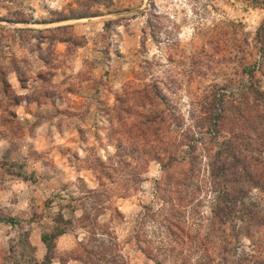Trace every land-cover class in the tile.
I'll return each mask as SVG.
<instances>
[{"label":"rangeland","instance_id":"obj_1","mask_svg":"<svg viewBox=\"0 0 264 264\" xmlns=\"http://www.w3.org/2000/svg\"><path fill=\"white\" fill-rule=\"evenodd\" d=\"M48 263L264 264V0H0V264Z\"/></svg>","mask_w":264,"mask_h":264},{"label":"trees","instance_id":"obj_2","mask_svg":"<svg viewBox=\"0 0 264 264\" xmlns=\"http://www.w3.org/2000/svg\"><path fill=\"white\" fill-rule=\"evenodd\" d=\"M51 238H52V240H53V239L55 238V236H51V235H43L42 240H43L44 243H47L48 246L50 247V246H51V243L49 244V242L52 241ZM48 264H51V263H48Z\"/></svg>","mask_w":264,"mask_h":264}]
</instances>
